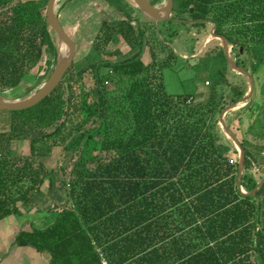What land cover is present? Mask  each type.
I'll use <instances>...</instances> for the list:
<instances>
[{
	"label": "trees",
	"instance_id": "trees-1",
	"mask_svg": "<svg viewBox=\"0 0 264 264\" xmlns=\"http://www.w3.org/2000/svg\"><path fill=\"white\" fill-rule=\"evenodd\" d=\"M46 1L0 0L1 93L27 74L41 82L52 70L54 61L41 64L47 48L56 52L45 21ZM106 1L127 19L102 23L103 44L118 31L131 48L140 47L123 60L90 66L96 93L85 86L86 69L75 72L71 64L37 104L0 110L10 115L0 147L11 140L28 141V155L22 158L0 151V219L29 211L35 192L52 179V170L36 160L51 156L55 147L78 144L67 178L65 167H58L67 202L46 226L25 224L15 236L17 245L47 252L48 264H103V258L125 264L135 257L137 264H156L161 258L159 264H170L164 240L189 225L204 239L196 253L215 258V264H264V228L256 200L262 187L255 195L241 194L238 163L229 162L228 146L219 142L215 129L221 110L244 95V86L223 76L204 99L189 100V93H169L163 78V69L178 56L168 42L178 33L177 24L189 20L203 26L214 22L215 32L239 56L240 46L249 51L255 71L264 63V0H173L172 18L179 21H162L157 27L140 22L139 10L126 0ZM145 40L152 52L148 62L143 59ZM158 48L167 55L158 57ZM236 62L245 67L240 58ZM220 82L228 84V91L218 88ZM255 113L248 131L264 141V103ZM241 143L246 155L242 185L251 190L256 180L248 169L256 159L246 141ZM168 208L175 210L166 215ZM180 212L183 225L165 229L166 217ZM198 248L189 247L182 255Z\"/></svg>",
	"mask_w": 264,
	"mask_h": 264
},
{
	"label": "rangeland",
	"instance_id": "rangeland-1",
	"mask_svg": "<svg viewBox=\"0 0 264 264\" xmlns=\"http://www.w3.org/2000/svg\"><path fill=\"white\" fill-rule=\"evenodd\" d=\"M161 1L163 0L156 3ZM58 14L65 30L77 45L72 63L73 70L79 72L81 69H86L84 83L94 93H96L95 84L90 66L104 60H111L112 62L123 60L131 56L140 47V43H137L135 48H131L118 31L113 33L108 44H103L102 39L105 33L101 31L102 23L104 21L117 23L127 19V16L121 10L110 5L106 0H60ZM132 24L136 28L138 27L136 20H132ZM177 25L178 33L171 42H168V45L178 56L170 66L163 69V78L166 90L169 93H194L198 95L203 91L208 92L211 88L210 85L223 76L230 79V84L244 86L245 90L248 89L247 79L233 71L228 65L224 50L223 52L219 51L220 48H223L222 41L215 36H211L213 28L211 22H207L205 26L195 25L189 21ZM196 53L198 56H191V54ZM43 54L41 64H44L46 59L55 63V51L47 48ZM164 55H167V53L158 48L157 56L163 57ZM231 56L234 60L240 58L245 62V68L254 77L258 93L264 97V63L257 65L254 71L250 53L244 48L239 56L237 48L232 46ZM143 59L146 62L152 59V52L148 46L143 51ZM32 74L34 73L27 74L18 86L5 90L3 94L11 99L22 98L35 90L50 73L41 82ZM206 80L211 83L206 84ZM220 85L225 91H228V84L220 82L218 88ZM9 120V113L0 111V134L9 129ZM78 149V144L70 148L55 147L51 156L40 157L36 160L41 162L46 169L52 170V179L46 178L31 198V204L34 208L40 207L44 210L57 211L65 205L67 202L66 187L61 182L64 173L59 171L58 167L61 164L65 167L67 178L73 161L77 157L76 152ZM1 150L4 153L8 152L15 158H22L28 155V141L11 140L4 148L0 147Z\"/></svg>",
	"mask_w": 264,
	"mask_h": 264
},
{
	"label": "crops",
	"instance_id": "crops-1",
	"mask_svg": "<svg viewBox=\"0 0 264 264\" xmlns=\"http://www.w3.org/2000/svg\"><path fill=\"white\" fill-rule=\"evenodd\" d=\"M135 15L140 16V12L135 13ZM191 56H198V54H191ZM226 79L230 83V79L227 77ZM247 90H245V93ZM206 93L203 91L198 95L194 93L189 94L193 100H202L206 96ZM262 103H264V97L258 93L255 85V90L250 101L247 104L240 103L238 107L229 110L224 117L227 125L234 131L239 140H245L246 146L254 153L256 162L253 161V165L248 169V172L256 182L260 181L264 175V141L256 138L248 130L256 116V108ZM215 129L219 142L228 146L227 157L235 156L238 159L236 147L232 140L218 123ZM261 187V194L256 196V200L260 204L259 217L261 226L264 228V184ZM242 188L248 191L243 185ZM174 210L173 208H168L166 215ZM57 211L44 210L40 207L34 208L32 205L29 211H23V213L18 215L11 214L0 219V264H48L50 255L47 252H40L33 247L31 248V246L17 245L15 243V236L27 223H32L37 227L46 226L53 219ZM184 218L183 212L177 213L174 217H166L165 229L166 227L168 228L167 230H169V227L175 229L178 222V224L183 225L180 221H183ZM197 225H200V220L197 222ZM191 229L192 227L189 225H184L164 240L168 247H170L167 252L168 262L170 264H215V258L196 253L201 250L200 248H203L205 243L200 231L193 229L192 231ZM158 244L160 245V243ZM194 246L199 248L192 251L193 253L189 252L182 255L187 251V248ZM159 261H163V258L158 259L156 264H159ZM125 264H137L136 257L125 261Z\"/></svg>",
	"mask_w": 264,
	"mask_h": 264
},
{
	"label": "water",
	"instance_id": "water-1",
	"mask_svg": "<svg viewBox=\"0 0 264 264\" xmlns=\"http://www.w3.org/2000/svg\"><path fill=\"white\" fill-rule=\"evenodd\" d=\"M60 0H47L46 2V11H45V21L48 25V30L54 32V43L56 46V58L55 63L52 67L50 74L47 78L32 92L28 95L11 99L6 95L0 92V110H20L31 107L38 102H40L43 98H45L48 94H50L55 87L60 83L64 74L68 70V68L73 63L74 55L76 53V42L71 38L68 32L65 30L64 25L62 24L59 16H58V3ZM132 6H135L139 12L140 17L139 21H152L154 25L157 27L159 22L166 20H175L172 18L173 13V0H163L162 3H152L150 0H126ZM193 9L192 6L190 8ZM196 20H189L190 23L195 22ZM213 24V28L211 30V35L215 36L222 41L223 50L225 53L226 60L230 68L238 74L243 75L248 81V90L246 93L238 99L236 102L229 103L226 105L220 112L218 116V124L221 126L223 131L227 134V136L232 140L236 147L237 155H238V171L236 178V186L243 195H255L259 188L264 184V175L260 181L256 182L254 187L251 190L245 191L242 188V175L245 170V149L234 133V131L227 125L225 121V114L235 108L238 107L240 103L247 104L255 90V81L253 75L247 70L245 67L239 65L236 60H234L231 56V48L233 44H230L228 39L221 34L215 32V23L209 21ZM158 34H160L159 29L157 28ZM52 34V33H51ZM53 36V35H52ZM146 47V40L144 44V49ZM243 48L240 46V52H242Z\"/></svg>",
	"mask_w": 264,
	"mask_h": 264
},
{
	"label": "built area",
	"instance_id": "built-area-1",
	"mask_svg": "<svg viewBox=\"0 0 264 264\" xmlns=\"http://www.w3.org/2000/svg\"><path fill=\"white\" fill-rule=\"evenodd\" d=\"M206 84H209V82H208V80H206V82H205ZM192 99V97H190L189 98V100H191ZM188 100V101H189ZM228 160H229V162L231 163V164H235V163H238V159L235 157V156H229L228 157ZM102 263L103 264H109L108 262H107V260H105L104 258H103V260H102Z\"/></svg>",
	"mask_w": 264,
	"mask_h": 264
},
{
	"label": "bare ground",
	"instance_id": "bare-ground-1",
	"mask_svg": "<svg viewBox=\"0 0 264 264\" xmlns=\"http://www.w3.org/2000/svg\"><path fill=\"white\" fill-rule=\"evenodd\" d=\"M133 7H135V6H133ZM136 8V7H135ZM51 33H52V35H53V38H54V32L51 30Z\"/></svg>",
	"mask_w": 264,
	"mask_h": 264
}]
</instances>
